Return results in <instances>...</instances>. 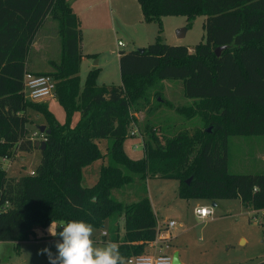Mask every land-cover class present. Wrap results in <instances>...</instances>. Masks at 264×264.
I'll use <instances>...</instances> for the list:
<instances>
[{"label":"trees","instance_id":"trees-1","mask_svg":"<svg viewBox=\"0 0 264 264\" xmlns=\"http://www.w3.org/2000/svg\"><path fill=\"white\" fill-rule=\"evenodd\" d=\"M138 1L143 19L158 23L154 40L143 50H120V83L98 84L99 67H93L81 85L80 21L70 2L0 0V157L37 146L28 135L27 108L41 112L50 129L44 130L45 146L38 145L33 172L13 176L0 165V240L18 246L36 236L35 226L83 220L105 226L103 239L118 242L125 257L141 253L158 229L145 183L152 176L177 179V194L186 199L239 197L245 206L264 208V171L228 169L230 136L264 135V0ZM49 14L58 22L60 54L49 58L51 70L41 73L56 79L62 122L46 101L28 99L23 91L32 42ZM167 14L185 15L187 27L204 15V39L192 49L164 41L162 16ZM164 78L180 79L190 100L156 98L148 110L165 104L194 125L169 133L167 125L146 119L143 154L131 156L124 140L133 110L149 101L150 87ZM74 111L79 118L72 124ZM98 138H107L105 153ZM104 155L96 181L83 184V166ZM139 180L144 183L134 186L136 199L112 194L113 188Z\"/></svg>","mask_w":264,"mask_h":264},{"label":"rangeland","instance_id":"rangeland-1","mask_svg":"<svg viewBox=\"0 0 264 264\" xmlns=\"http://www.w3.org/2000/svg\"><path fill=\"white\" fill-rule=\"evenodd\" d=\"M97 1L100 5H106V0ZM204 17V15H197L192 25L186 30V34L177 36L176 28L181 25L180 23L186 24V16L182 14L163 15L161 34L164 41L193 46L196 42L204 39ZM143 24H146L147 28L148 26L151 28L149 39L153 41L156 36L155 33L157 34L158 31L157 21L152 20ZM57 25V19L49 14L37 31L39 41H41L39 43L41 44L38 47L31 48L28 56V58L32 57V61L28 64L32 72L41 73L51 70L48 58H59L60 43H57ZM84 32L86 38H89L88 32L90 30L85 29ZM102 32L105 42L104 46L101 47L108 49L104 53H109L111 49H114L117 53L119 49L128 50L131 47H140L133 42L134 35H137L136 32L125 29L117 21H112L111 27L105 28ZM118 39L124 41V45H119L117 43ZM95 58L93 57L92 61ZM90 60L89 56L86 57L78 71L82 81L80 82L81 85L85 81L88 72L86 62ZM112 60L113 56H111ZM104 75L105 72H102L101 77L97 79L99 83L102 77H108L109 81L114 79V83H119V63L116 66L115 61V67L109 68V73ZM45 98H48L47 102H49L55 97L48 96ZM156 98L158 100L166 98L174 103L188 101L187 97L183 95L180 79L164 78L151 86L149 101L145 102L138 111L133 110L135 119L130 127L133 133L129 131L130 135L128 134L124 140V148L131 156L137 157L143 154V145L139 137L144 136L143 126L146 119H150L158 125H167L169 133L183 127L192 128L194 125L193 119H184L182 115L165 104L149 111L148 106L154 104ZM27 114L30 118L27 123L28 135L33 136L36 140L42 139L44 130H40L39 126L41 124L47 126L45 116L30 107L27 108ZM96 140L101 151L105 153L107 138ZM133 146H135V149H133ZM39 160V146H35L30 150L18 148L13 156L0 157V165L6 168L8 174L19 176L35 168ZM102 162H106L105 155L86 165L87 167L85 166L82 177L83 184H92L97 179ZM228 169L233 172L264 171V135L243 134L230 136L228 142ZM143 183L144 181L139 180L135 184L113 188L112 194L125 201L136 199L139 194L135 192L134 186L143 185ZM145 183L147 193L152 198L157 211L158 221L166 222L171 217L176 220L175 225L171 228L172 236L165 252L173 254L177 250L182 264H254L262 259L264 260V209L253 210V208H247L241 204L239 197L219 198L217 203L213 205V214L206 219H201L193 212L196 200L186 199L177 194V179L152 176L147 177ZM202 202L212 204L209 199ZM52 224L54 228H57V233L62 231V228L59 227L62 224L60 221H52L44 227L37 226V230H48ZM94 228L93 239L97 245L102 246L106 243L105 239L103 240L100 237L102 227L94 226ZM240 235L246 236L245 243L243 241L239 242ZM59 239V236L53 237L47 231V235L44 237L23 240L18 246L14 240H0V264H50L48 254H42V250L47 248L53 254H56L55 244Z\"/></svg>","mask_w":264,"mask_h":264},{"label":"crops","instance_id":"crops-1","mask_svg":"<svg viewBox=\"0 0 264 264\" xmlns=\"http://www.w3.org/2000/svg\"><path fill=\"white\" fill-rule=\"evenodd\" d=\"M68 1L70 2L72 10L77 14V16L79 17V21H80V30H81L80 51H81V59H80L79 70L81 68L82 61L86 57L89 56L91 58V60L86 62L88 70L93 68V67H99V72H98L97 77H96V82L98 84L114 83V79L109 81L108 77H102L100 83L97 80L98 78L101 77L102 72H105V75H106L107 73H109V68H111V67L114 68L115 67V61H116V66L118 65V63H119V54H120V50H121V49H119V51L117 53H115V50L111 49L109 51V53H104L108 49H105V48L101 47V46H104V42H105L104 35H103L102 31L105 28L111 27L112 21H117L118 23L123 25V27L125 29H127L129 31H133L134 30L136 32L137 35H134L135 38L133 39V42L135 44H138L139 46L147 45L150 42L149 38H150V34H151V28L149 26L147 28L145 26L146 24H143V23H146V22H149V21H145L143 19V15H142V11H141V7H140V4H139V1L138 0H106V5H100L97 0H68ZM180 24L181 25H179V27L180 26H184V25L186 26V24H182V23H180ZM85 29H87V30L89 29L90 30V32H88V36H90L89 38H86V33L84 32ZM147 29H148V32H147ZM187 29H188V27L186 28V30ZM186 30H185L184 35L186 34ZM56 33L58 35L57 43H60V35H59L58 32H56ZM155 35H156V33H155ZM56 38H57V36H56ZM118 40H121V39H118ZM39 42H41V41H39L38 33H36L35 38H34V40L32 42L31 48H35L36 46L38 47L41 44ZM122 45H124V41H123ZM132 48L133 47H131L129 49H132ZM189 48L192 49L191 46ZM111 56H113V60L112 61H111ZM93 57H96L94 61H92ZM117 60H118V62H117ZM31 61H32V57L28 58V64ZM29 70H31V69H29ZM119 75H120V71H119ZM79 78H80V76H79ZM119 79H120L119 80V83H120V81H121L120 76H119ZM80 82H82L81 78H80ZM53 97H55V95H53ZM187 99H188V101L190 100L189 98H187ZM44 100H46V102H47L48 98H45ZM49 102H47L48 106L54 112V114L56 115L57 119L60 120L61 122L64 121V119H65V110H64L63 106L59 103V101L56 99V97L54 99H52L51 101H49ZM78 118H79V111H74L73 114H72V119H71L72 124H75V122L77 121ZM132 123L133 122L130 123V127H131ZM130 127H129V131L133 133V130H131ZM130 132H129V135H130ZM31 138H32V136H31ZM139 138L141 139V143H142V137H139ZM142 145H143V143H142ZM133 149H135V146H133ZM85 166H83V169H82L83 174H84ZM33 169L34 168L30 169L29 172H31V170H33ZM94 180H95V177H94ZM148 196L150 198L152 208H153V210H154V212H155V214L157 216V211H156V209H155V207L153 205L152 198L150 197L149 194H148ZM188 199L196 200L194 207L196 205L206 204V203H203L202 201L203 200H207L206 198H188ZM218 199L219 198L215 199V201L211 200L212 201L211 205H215L217 203ZM240 202H241V204L243 206H245L242 203L241 200H240ZM194 207H193V212H194ZM245 207L251 208L249 206H245ZM261 209H264V208H261ZM253 210H255V209L253 208ZM194 214H195V212H194ZM208 217H206V218H208ZM206 218H201V219H206ZM169 219H174V218L171 217ZM157 221H158V218H157ZM166 222L165 221H163V222H159L158 221L159 224H162L164 226L166 225ZM175 223H176V220H175ZM172 227L169 228V232H168L169 236L167 238L157 239V240H155V238H154V239H151V240L147 241L146 244H145L144 250L141 253H150V254H155V253H158V252L166 253L165 249H166V247L169 246L168 245L169 244V239L172 236V232H171V228ZM46 228L48 229V227H46ZM34 230H35L36 236L35 237H31L32 239L33 238H35V239L36 238H42L45 235H47V231H48V230H45V229H44V231H38L37 230V226L34 227ZM103 230H106L105 234L103 233ZM123 231H124L123 219L121 218V220H120V234H122ZM164 233H165V231H164ZM106 234H107V229L104 226V227H102L100 237L103 238V236H106ZM31 238H29L28 240H30ZM24 240L26 241L27 239H24ZM238 240H239L240 243H241V241H243V243H245L246 242V236L245 235H240ZM21 241H23V240H21ZM104 241L108 242L106 240H104ZM175 251H177V250H175ZM168 254H170V253H168ZM178 254H179V252H178ZM180 263L182 264L181 260H180ZM256 263H254V264H256Z\"/></svg>","mask_w":264,"mask_h":264},{"label":"clouds","instance_id":"clouds-1","mask_svg":"<svg viewBox=\"0 0 264 264\" xmlns=\"http://www.w3.org/2000/svg\"><path fill=\"white\" fill-rule=\"evenodd\" d=\"M62 231L57 233L53 224L48 229L53 237L59 236L55 244L56 254L43 249L48 254L50 264H127L118 242L108 241L102 246L93 239L95 228L83 220L62 223Z\"/></svg>","mask_w":264,"mask_h":264},{"label":"built area","instance_id":"built-area-1","mask_svg":"<svg viewBox=\"0 0 264 264\" xmlns=\"http://www.w3.org/2000/svg\"><path fill=\"white\" fill-rule=\"evenodd\" d=\"M117 43L122 45L123 41L118 40ZM55 86L56 79L52 74L31 71L24 74L23 91L25 97L28 99L43 100L45 97L53 96L55 94ZM42 139H45V134L42 136ZM31 172H33V170H31ZM213 211L214 207L211 204H200L194 207L195 214L200 218L210 216ZM174 224V219H169L165 226L158 223L155 240L167 238L169 236V228ZM103 233L105 234L106 230H103ZM126 259L127 264H173L172 255L164 252L155 254L136 253L127 256Z\"/></svg>","mask_w":264,"mask_h":264},{"label":"water","instance_id":"water-1","mask_svg":"<svg viewBox=\"0 0 264 264\" xmlns=\"http://www.w3.org/2000/svg\"><path fill=\"white\" fill-rule=\"evenodd\" d=\"M187 26H180L176 29V34L177 36H183L184 33H185V30H186ZM138 49L140 50H143V46H140V47H137ZM215 51L218 53L219 49L216 48ZM40 130H45L48 132L50 129L49 128H46V126L44 124H41L39 126ZM35 144L38 146L39 144H41V147L43 148L45 146V140H36L35 141ZM172 258H173V264H181L180 263V259H179V256H178V252L177 251H174L173 254H172Z\"/></svg>","mask_w":264,"mask_h":264}]
</instances>
